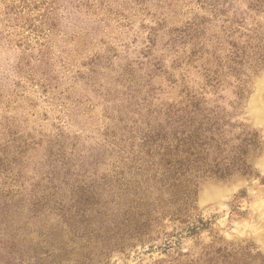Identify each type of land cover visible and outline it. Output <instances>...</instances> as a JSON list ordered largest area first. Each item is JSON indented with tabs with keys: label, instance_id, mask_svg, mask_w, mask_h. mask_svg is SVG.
Returning <instances> with one entry per match:
<instances>
[{
	"label": "trees",
	"instance_id": "trees-1",
	"mask_svg": "<svg viewBox=\"0 0 264 264\" xmlns=\"http://www.w3.org/2000/svg\"><path fill=\"white\" fill-rule=\"evenodd\" d=\"M189 1L196 11L189 8L192 18L170 29L161 53L155 52L157 34L152 33L143 59L127 63L110 81L98 71L100 64L89 61L63 97L53 96L51 82L57 78L36 82L45 101L64 116L75 111L102 127L96 146L86 147L82 135L56 124L38 137L2 126L0 252L21 251L19 242L33 232L43 235L48 223H77L87 235L103 236L109 249L124 253L161 220L183 218L190 181L197 177L191 175L200 170L187 173L192 165L199 168L201 141L214 140L220 119L218 107H209L191 86L188 72L198 70L202 88L217 92L224 78L240 80L264 65V22L258 19L264 0ZM76 79H83L85 94L76 90ZM164 85L177 96L162 99ZM165 195L179 200L171 210ZM28 224L40 226L28 231ZM45 247L47 253L67 251Z\"/></svg>",
	"mask_w": 264,
	"mask_h": 264
},
{
	"label": "rangeland",
	"instance_id": "rangeland-1",
	"mask_svg": "<svg viewBox=\"0 0 264 264\" xmlns=\"http://www.w3.org/2000/svg\"><path fill=\"white\" fill-rule=\"evenodd\" d=\"M189 8L197 9L189 0H0V136L2 126L38 137L56 124L82 135L86 147L96 146L102 127L75 111L64 116L45 101L36 82L57 78L53 96L63 97L89 61L100 64L98 71L110 81L127 63L143 59L152 33L159 55L170 29L192 18ZM258 19L263 23L264 15ZM197 71L188 72L191 86L209 107H218L220 119L214 140L201 141L199 168L192 165L187 173L200 170L191 175L197 177L190 181L181 220H161L124 253L109 249L103 236L87 235L84 225L48 223L43 235L33 232L19 242L21 251L0 252V264H264V65L240 80L222 79L217 92L202 88ZM75 82L85 94L83 79ZM164 88L162 99L177 96L172 87ZM165 199L168 210L179 201ZM46 245L67 251L47 253Z\"/></svg>",
	"mask_w": 264,
	"mask_h": 264
}]
</instances>
